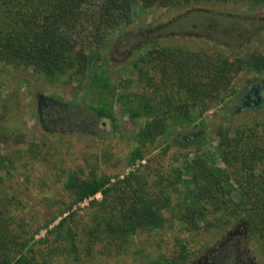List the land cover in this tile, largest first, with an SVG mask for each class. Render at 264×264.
Here are the masks:
<instances>
[{"label":"trees","instance_id":"16d2710c","mask_svg":"<svg viewBox=\"0 0 264 264\" xmlns=\"http://www.w3.org/2000/svg\"><path fill=\"white\" fill-rule=\"evenodd\" d=\"M228 1L0 0V62L31 69L48 82L63 77L82 81L94 72L107 90L106 78L99 76L98 67L93 69L94 58L118 27L133 22L136 5L182 11L166 33L183 22L194 28L198 22L217 21L222 15L204 7ZM250 1L264 7V0ZM135 67L145 85L129 97L126 111L144 117L145 123L137 131L129 166L145 159L172 127H204L207 109L237 93L234 79L239 72L264 73V50L230 54L225 45L192 50L155 41ZM95 112L116 121L110 108L99 106ZM216 135L215 152H204L199 140L205 136L199 132L193 143L184 145L196 148L159 181H149L147 165L115 181L97 167L98 172L93 168L88 174L83 168L69 171L63 187L70 201H63L61 210L66 211L60 215L69 214L39 240V230H33L32 222L0 193V264H53L59 255L76 259L95 252L125 255L133 250L138 234L175 225L179 230L172 244L164 252L147 251L140 264H264V117L219 125ZM170 142L162 155L177 144ZM216 156L224 166L214 162ZM3 157L0 153V164ZM87 200L89 210H95L93 226L81 238L71 222L75 205ZM211 235H216L214 243L208 241Z\"/></svg>","mask_w":264,"mask_h":264},{"label":"rangeland","instance_id":"374dc122","mask_svg":"<svg viewBox=\"0 0 264 264\" xmlns=\"http://www.w3.org/2000/svg\"><path fill=\"white\" fill-rule=\"evenodd\" d=\"M203 10H213L222 16L217 21L206 20L204 24L193 20L199 24L194 28L183 22L177 29L165 33L182 11L143 10L140 4L136 5L133 22L118 27L101 49V55L94 58L93 69L98 67L99 76L106 78L107 90H103L94 72L82 81H68L63 77L48 82L31 69L5 67L0 62V153L4 156L0 164V193L12 208H18L21 215L32 222L33 230H39L35 234L36 240L45 237L47 228H53L69 214L60 215L66 211L61 210L65 208L63 201H70L69 193L63 187L69 171L83 168L88 174L97 167L115 181L147 165L149 181L154 178L159 181L174 164L180 165L187 151L196 148V144L189 148L184 145L193 143L199 132L205 136L199 140L203 142L201 151L215 152L219 125L233 126L264 117V100L240 107L241 98L251 85L264 83V73L239 72L234 79L237 93L228 97L225 103L207 109L203 115L204 127L174 126L170 135L158 139L145 159L134 166L127 165L129 154L138 142L137 131L145 123V118L131 117L126 108L128 100L145 85V80L139 81L141 74L135 64L151 49V44L161 41L192 50L208 44L225 45L230 54L264 50L263 6L250 0H230L209 4ZM151 74L157 75L154 70ZM47 98L62 102L64 106L58 114L44 109L40 116L39 106ZM99 106L110 108L116 121L99 116L95 112ZM170 141L177 144L162 155ZM214 162L224 166L217 156ZM238 197L236 193L235 198ZM96 198L100 199L101 195ZM89 206L87 200L74 207L76 213L71 223L81 238H85L84 231L93 226L95 210H89ZM176 227L138 234L134 238L133 250L125 255L109 256L95 252L79 254L76 259L75 255H59L53 264H140L147 251L157 249L164 252L166 245L172 244L179 230ZM215 237L209 236L208 241L214 243ZM199 258L197 262H200Z\"/></svg>","mask_w":264,"mask_h":264},{"label":"flooded vegetation","instance_id":"af4514ba","mask_svg":"<svg viewBox=\"0 0 264 264\" xmlns=\"http://www.w3.org/2000/svg\"><path fill=\"white\" fill-rule=\"evenodd\" d=\"M45 100L46 101L39 106L40 116H42L44 109L47 110L48 112L52 111L54 114H58L60 108L64 106L62 102L55 99L47 98ZM263 100H264V83H260V82L254 83L241 98L240 107L256 105L258 103L263 102Z\"/></svg>","mask_w":264,"mask_h":264}]
</instances>
